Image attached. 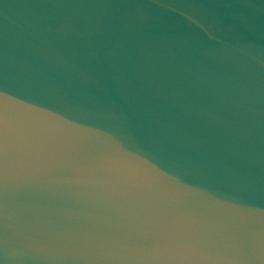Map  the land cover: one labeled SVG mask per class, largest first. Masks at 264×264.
I'll return each instance as SVG.
<instances>
[{
	"label": "water",
	"instance_id": "obj_1",
	"mask_svg": "<svg viewBox=\"0 0 264 264\" xmlns=\"http://www.w3.org/2000/svg\"><path fill=\"white\" fill-rule=\"evenodd\" d=\"M0 264H264V0H0Z\"/></svg>",
	"mask_w": 264,
	"mask_h": 264
}]
</instances>
